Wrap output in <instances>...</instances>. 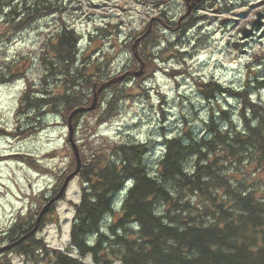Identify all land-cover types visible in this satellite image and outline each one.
I'll list each match as a JSON object with an SVG mask.
<instances>
[{"label":"trees","instance_id":"trees-1","mask_svg":"<svg viewBox=\"0 0 264 264\" xmlns=\"http://www.w3.org/2000/svg\"><path fill=\"white\" fill-rule=\"evenodd\" d=\"M3 6L9 9L7 13L2 12ZM54 10L47 0H0V18L8 25L0 37L10 38ZM104 28L90 33L91 47L82 56L79 32L61 22L37 49L11 61L0 60V83L24 81L19 105L24 113L34 112L27 128H31L27 124L44 125L47 114L58 115L68 127L71 110L91 104L100 86L95 108L103 96L106 113H110L124 96L118 86L120 78L129 80L126 85L133 75L139 83L151 73L152 59L154 66L164 50L144 54L143 59L134 54L132 67L109 75L108 50L92 47L99 36H112L113 31ZM153 37L150 31L138 43L156 42ZM126 47L134 53L133 42ZM138 60L144 68L137 69ZM34 61L38 83L28 73ZM245 72L241 87H223L217 80L202 77L197 80L209 100L226 93L237 101L239 117L235 120L218 105L208 112L200 134L184 124L178 134H165L160 143L136 139L87 144L86 164L79 171L84 184L80 200L74 203L71 249L81 257L90 256L94 264H264V100L253 97L254 90H264V52ZM86 112L90 110L71 117L72 128ZM101 117L95 123H101ZM153 143L155 147H150ZM158 145H163L160 154L146 159L148 149ZM122 189L125 193L119 198ZM30 219V214L17 216L0 231V244L15 241L30 230ZM11 249L34 260L37 256L45 264H84L80 256L49 247L32 235Z\"/></svg>","mask_w":264,"mask_h":264},{"label":"rangeland","instance_id":"rangeland-1","mask_svg":"<svg viewBox=\"0 0 264 264\" xmlns=\"http://www.w3.org/2000/svg\"><path fill=\"white\" fill-rule=\"evenodd\" d=\"M193 1L47 0L54 11L30 26L27 24L26 29L10 38L4 36L5 40L1 41L4 38L0 37V60L5 57L11 61L20 53L37 49L42 39L61 22L79 32L81 56L91 47L88 44L90 33L100 27L113 31L112 36L101 35L92 42V47L108 50L110 67L106 70L109 75H119L123 67H132L134 54L143 59V56L164 50L154 66L152 59L151 73L138 80L139 83L133 75L126 85L129 80L119 79L118 86L124 96L119 105L112 108L111 115V112L106 113L102 96L96 108L86 112L80 124L73 127L72 139L78 149L81 168L86 164V147L87 144L91 146V142L97 145L100 141L109 144L111 141L155 139L160 143L165 134H178L184 124L200 134L211 108L220 105L234 120L239 117L236 100L226 93L209 100L199 90L197 80L201 77L206 81L217 80L223 87L243 85L247 66L264 52V16L259 28L247 37L242 38V30L250 27L257 12H264V0H204L187 12ZM2 8L3 13L9 11L7 6ZM4 24L2 17L0 36L1 29L8 28ZM150 31L156 42L148 40L144 45L136 42L137 36ZM130 42L135 45L134 53L126 47ZM102 59L100 57L103 63ZM138 61L136 67L140 68L137 69L144 68V62ZM28 73L38 83L36 61ZM23 84L21 78L0 83V231L7 229L20 214H30L32 228L47 198L57 193L64 177L75 167L69 130L62 118L47 114L44 125L27 124L31 128L26 127L34 112L24 113L25 109L20 108ZM96 94L98 98L100 92ZM106 96L107 100L111 98V94ZM259 96L264 100V90H254L253 97ZM99 115L104 120L97 124L95 118ZM162 146L148 149L146 159L157 157ZM83 184L78 172L69 180L64 194L42 215L32 235L49 247L69 250L80 257L77 250L70 247V230L74 203L80 200ZM125 189L120 191L119 198H123ZM2 242L0 245L11 243V240ZM81 258L84 264H94L90 256ZM0 261L4 264H45L38 261L37 256L34 260L11 248L0 252Z\"/></svg>","mask_w":264,"mask_h":264},{"label":"water","instance_id":"water-1","mask_svg":"<svg viewBox=\"0 0 264 264\" xmlns=\"http://www.w3.org/2000/svg\"><path fill=\"white\" fill-rule=\"evenodd\" d=\"M199 1H201V0H194L191 4H189L187 12H189L190 8L193 7L196 4V2H199ZM263 16H264V12H261V11L257 12L256 17L252 20V22L250 24V27L246 28V29L244 28L242 30V38L247 37L248 35H250L253 32V30H257L259 28V26L261 25V22H262L261 18ZM144 35H142L141 37L137 38L136 42L140 38H142ZM138 59L141 61L140 58H138ZM141 68H142V64H141ZM139 73H140V71L136 72V75H138ZM110 81H112V80H110ZM110 81L106 82L105 84H109ZM100 88H101V86L99 87L98 91L100 90ZM96 100H97V94L95 92L94 95H93V99H92L90 105L75 107L74 109L71 110V112L69 113V116H68V129H69V135H68L69 138L68 139H69V141L71 143L72 151H73V154H74V157H75V167H74V169L64 177V180H63L62 184L60 185V188L58 189L57 193L54 194L53 196L49 197L47 202L40 209V211L38 212V214L36 216L34 226L30 230H28L27 232L22 234L16 241H13V242L8 243V244L0 245V252L3 251V250H6V249H9V248L13 247L16 243H18L21 240L27 238L28 236L32 235L35 232V230L37 229V226H38V222L40 221L42 215L48 210V208L51 206V204L54 201L59 199L64 194L66 186H67L69 180L72 179L79 172V170L81 168V161H80V157H79L77 146L75 145V143L73 142V139H72L73 128L71 126V117L75 113H77L79 111H88V110L94 109L95 105H96Z\"/></svg>","mask_w":264,"mask_h":264}]
</instances>
